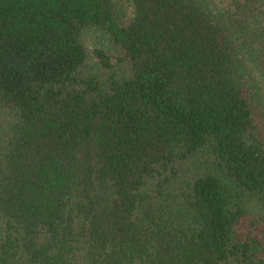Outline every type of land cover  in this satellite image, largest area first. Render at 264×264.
Here are the masks:
<instances>
[{
    "label": "trees",
    "instance_id": "obj_1",
    "mask_svg": "<svg viewBox=\"0 0 264 264\" xmlns=\"http://www.w3.org/2000/svg\"><path fill=\"white\" fill-rule=\"evenodd\" d=\"M0 264H264V0H0Z\"/></svg>",
    "mask_w": 264,
    "mask_h": 264
},
{
    "label": "rangeland",
    "instance_id": "obj_2",
    "mask_svg": "<svg viewBox=\"0 0 264 264\" xmlns=\"http://www.w3.org/2000/svg\"><path fill=\"white\" fill-rule=\"evenodd\" d=\"M221 0H216L217 3H219ZM225 2H227L228 0H224ZM98 45H103L105 46V40L103 37H99L97 35H92L88 38L87 40V46L89 48H94L95 46Z\"/></svg>",
    "mask_w": 264,
    "mask_h": 264
}]
</instances>
